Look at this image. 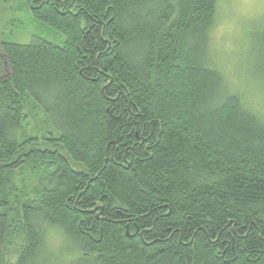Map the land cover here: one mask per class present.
Masks as SVG:
<instances>
[{"label":"trees","instance_id":"obj_1","mask_svg":"<svg viewBox=\"0 0 264 264\" xmlns=\"http://www.w3.org/2000/svg\"><path fill=\"white\" fill-rule=\"evenodd\" d=\"M22 2L65 39L0 38V264H54L42 223L74 264H264V117L210 59L217 0Z\"/></svg>","mask_w":264,"mask_h":264},{"label":"rangeland","instance_id":"obj_2","mask_svg":"<svg viewBox=\"0 0 264 264\" xmlns=\"http://www.w3.org/2000/svg\"><path fill=\"white\" fill-rule=\"evenodd\" d=\"M209 33L210 59L222 71L229 90L264 117V0H217ZM37 36L55 43L65 39L64 33L34 17L22 0H0V38L30 42ZM5 69L8 71V66ZM31 122L30 118L25 121V127L30 128ZM28 167L24 164L16 169L14 177L16 186L25 190L38 183ZM42 226L44 249L52 255L53 263L74 264L78 253L64 231L49 223ZM12 248L16 252V245Z\"/></svg>","mask_w":264,"mask_h":264},{"label":"flooded vegetation","instance_id":"obj_3","mask_svg":"<svg viewBox=\"0 0 264 264\" xmlns=\"http://www.w3.org/2000/svg\"><path fill=\"white\" fill-rule=\"evenodd\" d=\"M96 209H99V210H97L96 211ZM96 209H94V211L96 212V216H99L100 215V213L102 212L101 210H102V205H98V208L96 207Z\"/></svg>","mask_w":264,"mask_h":264}]
</instances>
